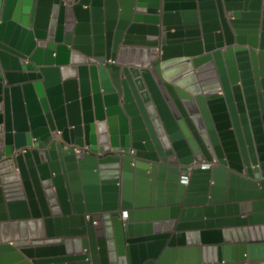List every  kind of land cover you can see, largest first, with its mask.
Segmentation results:
<instances>
[{
    "label": "water",
    "instance_id": "95a60500",
    "mask_svg": "<svg viewBox=\"0 0 264 264\" xmlns=\"http://www.w3.org/2000/svg\"><path fill=\"white\" fill-rule=\"evenodd\" d=\"M237 187L264 206V0H0V264H264L174 245L264 231L202 220Z\"/></svg>",
    "mask_w": 264,
    "mask_h": 264
},
{
    "label": "crops",
    "instance_id": "0c3cea01",
    "mask_svg": "<svg viewBox=\"0 0 264 264\" xmlns=\"http://www.w3.org/2000/svg\"><path fill=\"white\" fill-rule=\"evenodd\" d=\"M213 181L210 180V183H212ZM185 183L187 184V181H185ZM236 190H239L238 194L237 192H235V199L237 202V206L234 207L232 209V211H229L227 209H224L223 212L220 213H216L214 215H208L206 214V212H203L202 214V220H205L207 218H211V219H231L233 217H240L241 219H243L244 217H247L250 213H264V206L261 207H257L254 208L253 210H251L252 208L248 207V206H242L240 203L241 201H248V200H242V199H250L255 195H251V194H247V190L245 188H241V187H237ZM241 191V192H240ZM256 198V197H255ZM164 199V204L163 205H159V206H148V207H143L145 208H156V207H168L171 205H168L167 202H165L166 196H163ZM264 199V198H259V200ZM249 200V201H250ZM253 200H258V199H253ZM183 205V204H181ZM204 205V204H203ZM202 204H198L197 201H195L192 206H203ZM256 209V210H255ZM180 211H177V213L174 214L173 213H169V214H160V213H156L153 216H151V218H144L139 220V222H143V223H160L159 225H156L152 228L151 230V234L153 235H157V234H162L166 231L169 232H176V225L179 221V215H180ZM123 218V217H122ZM198 218H196L195 216H191L189 218H187L185 221L188 223L186 229L184 231H192L195 230V228H197L193 223L195 221H197ZM163 221H168L171 222V224L169 226H165L164 224H161ZM254 223H257L258 225L260 224H264V218H258L256 220H253ZM250 221H247V223H249ZM242 222L241 221H237V220H225V221H221V222H216V225L214 226L215 228H221V227H232V226H242L241 225ZM223 225V226H222ZM226 225V226H224ZM250 225V224H248ZM256 225V224H255ZM191 229V230H189ZM207 229V227L205 228ZM166 230V231H165ZM56 233V232H55ZM250 233V232H249ZM47 234V233H46ZM48 236L45 235L44 237H34L31 236V240L34 239H48ZM62 237H67V236H62ZM170 238H167V240H169ZM229 239V240H228ZM250 239H255V240H263L264 241V231L260 232V233H254V234H240L237 236H229V238H227V236H221L219 238H193L192 236H186L184 238H182V241H177L175 242V247H196V246H201V245H214V244H223V243H236V242H245V241H249ZM167 246V244H166ZM183 261L186 264H193V263H198L197 259L195 258L194 254L191 252H188L187 254L185 253L183 256ZM204 261V260H203ZM213 263V260L212 262Z\"/></svg>",
    "mask_w": 264,
    "mask_h": 264
},
{
    "label": "built area",
    "instance_id": "2783aa9c",
    "mask_svg": "<svg viewBox=\"0 0 264 264\" xmlns=\"http://www.w3.org/2000/svg\"><path fill=\"white\" fill-rule=\"evenodd\" d=\"M195 162H200V163H202L204 165H208V164L213 165V164H216L217 163V160L208 161L206 159H203V160H195Z\"/></svg>",
    "mask_w": 264,
    "mask_h": 264
},
{
    "label": "bare ground",
    "instance_id": "6f19581e",
    "mask_svg": "<svg viewBox=\"0 0 264 264\" xmlns=\"http://www.w3.org/2000/svg\"><path fill=\"white\" fill-rule=\"evenodd\" d=\"M212 160H213V161H214V160H217V157H215V158L212 159ZM212 160H211V161H212ZM217 164H218V160H217V163H216V164H213V165H211V166H214V165H217ZM208 165H210V164H208ZM221 263H223V262H221Z\"/></svg>",
    "mask_w": 264,
    "mask_h": 264
}]
</instances>
